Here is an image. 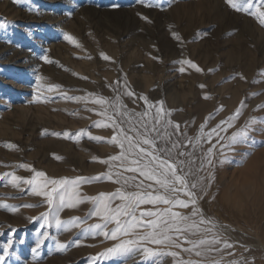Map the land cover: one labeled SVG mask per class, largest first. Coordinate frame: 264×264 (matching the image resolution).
<instances>
[{"label":"rangeland","instance_id":"obj_1","mask_svg":"<svg viewBox=\"0 0 264 264\" xmlns=\"http://www.w3.org/2000/svg\"><path fill=\"white\" fill-rule=\"evenodd\" d=\"M0 23L6 25L0 28V174L14 172L27 180L34 169L49 179H72L108 171L101 161L117 154L119 148L106 142L111 129L93 126V121L101 118L99 106L91 97L85 104L64 99L57 95L60 92L110 97L114 95L110 84L127 81L137 96H147L157 105L164 101L163 108L171 113L167 118L179 123L191 138L200 135L199 126L209 114L212 119L205 131L232 115L242 101L245 106L240 116L223 135L242 128L252 117L264 118V108H257L264 103V26L255 17L237 13L225 0H0ZM173 32L179 34L180 41ZM65 33L72 35L79 46L65 40ZM101 53L111 59L103 60ZM45 55L53 63L41 59ZM179 60H191L202 71L184 65L181 73V65L176 63ZM37 76L43 78L39 83L45 87L60 86L46 93L55 97L53 102L29 103L34 99ZM124 103L129 110L147 107L139 99L132 103L124 98ZM255 127V149L242 167H236V160L249 150L247 145L236 146L237 155L231 164L217 170V180L210 190L219 188L216 200L202 202V207L224 226L222 238L234 244L229 250L234 256L225 259L243 255L251 264H264V243L245 218L239 224L234 222L239 214L232 209L235 204L230 202L232 206L227 207L233 212L220 208H226L230 200L243 202L245 208L252 196L243 186L253 177L264 176V144L259 143L264 141V124L258 120ZM45 129L47 134L41 135ZM81 129L105 140L62 135L68 131L75 136ZM12 144L16 147L8 146ZM184 150L200 154V149L191 145L186 144ZM19 164L31 168L16 167ZM118 187L114 181L101 179L81 184L79 191L96 196ZM42 200L32 194L30 186L13 187L8 179H0V202L41 205L17 207L16 211L0 208V246L9 239L13 241L4 264H91L90 257L118 242L81 231L99 220L88 215L91 201L60 213L63 220L82 218L85 223L79 228L58 231L54 223L41 227L44 221L40 214L48 210ZM262 203L249 209L251 216L260 213ZM146 207L151 206H141ZM45 232L48 238L38 250L39 258L34 259L32 249ZM56 239L68 243L67 251L54 250ZM95 264H172V258L165 256L154 262L136 254L115 255L101 257Z\"/></svg>","mask_w":264,"mask_h":264},{"label":"snow or ice","instance_id":"obj_2","mask_svg":"<svg viewBox=\"0 0 264 264\" xmlns=\"http://www.w3.org/2000/svg\"><path fill=\"white\" fill-rule=\"evenodd\" d=\"M171 2L172 0H169V3ZM225 2L237 13L255 17L259 24L264 26V0H256L255 3L254 0ZM5 26L0 23V28ZM172 35L177 41L181 40L178 33L173 32ZM64 39L77 44L70 34L65 33ZM100 55L105 61L111 59L103 53ZM41 59L53 63L46 55ZM176 63L181 65L178 68L181 73L185 71L184 65L197 72L202 71L191 60H179ZM36 79L38 83L35 86L34 99L29 103L53 102L55 97L46 93H51L54 88L60 86L45 87L39 83L42 77L37 76ZM109 87H112L114 92L110 97L97 93H88L87 96H69L63 92L57 94L64 99L83 101L85 104L91 97L92 103L99 106L98 115L101 118L93 121V126L111 129L112 135L106 142L119 148L117 154L101 161L108 166L107 172L90 177L49 179L44 172L33 169L34 175L31 179L26 180L14 172L0 174V179H8V183L13 187L28 185L32 194L43 197L41 203L47 205L48 210L40 214L44 221L41 227L54 223L58 231L79 228L85 223L82 218L71 217L63 220L60 213L64 209L76 208L85 201H91L92 208L88 215L99 220L86 225L81 231L90 236H102L106 240L118 241L103 253L90 257L91 264H95L101 257L132 254L154 262L155 259L167 256L172 258V264H251L243 255L239 258L225 259L226 256H234V253L229 251L233 249L234 244L222 238L224 226L218 225L214 216L207 215L202 202L209 204L216 200L219 188L217 187L215 192L210 190L217 180V170L231 164L237 155L236 146H248L249 150L243 152L236 160L235 166L242 167L245 164L247 157L257 145V140L252 135L257 130L255 125L258 120L264 124V118L252 117L242 128L232 131L230 135H223L222 133H228L240 116L241 109L245 106L242 101L241 106L232 115L221 119L214 127H209L205 131L208 121L212 119V115L209 114L205 118V123L199 126L200 135L191 138L179 123L167 118L171 113L163 108L164 101L157 105L150 103L147 96H137L129 88L127 81L122 83L118 81ZM251 95L255 96L258 93ZM134 97L143 100L147 107L142 106V111L129 110L124 98L135 103ZM257 108H264V103L257 105ZM44 134H47L46 129L41 133ZM51 134L61 135L59 132ZM62 135L72 139L87 135L90 140L97 142L105 140L104 137L92 135L85 129L79 130L75 136L68 131H64ZM259 143L264 144V141ZM186 144L191 145L193 149L199 148L200 154L185 151ZM8 146L16 147L14 144ZM56 159L61 157L57 156ZM16 167L31 168V165L19 164ZM101 179L114 181L119 187L113 192H100L96 196L81 195L79 191L81 184ZM142 205L151 207L141 208ZM39 206L41 205L18 206L0 202V208L11 211H16L17 207ZM30 219L35 220L37 217ZM48 235L47 232L43 233L36 242L32 249L34 259L39 258L38 250ZM73 243L79 246L78 242ZM12 244L13 241L9 239L0 246V264H4L6 257L11 254ZM68 247V243L55 240L56 252L63 253ZM193 256L197 259H193ZM216 256H219V259Z\"/></svg>","mask_w":264,"mask_h":264},{"label":"bare ground","instance_id":"obj_3","mask_svg":"<svg viewBox=\"0 0 264 264\" xmlns=\"http://www.w3.org/2000/svg\"><path fill=\"white\" fill-rule=\"evenodd\" d=\"M255 175H257V174H255ZM253 178L254 179L253 180L251 179L252 180L251 182H249L248 184H245L243 186L244 187L243 189L247 190L246 191V192H248L247 194H250L252 196V199H251L252 201L250 200V204L245 205V208H243L244 207L243 202L238 204L237 200H236V202H234V200H230L229 202H227L228 206H225L226 208L221 207V206H220V208H222L221 211H224V212L226 211V213H227V211L230 210L227 207H231L232 204L230 202H233L235 204V206L232 207L233 211L235 210L236 213H239L237 216L240 215L238 217V219H237V216L234 218V222L239 224V223L243 222V218H245V220L248 222L247 224L250 225L249 227H251V229L254 231L256 236L257 237L259 236V238L264 243V207H262L263 209H261L260 213L254 214L252 216L250 215L251 213L249 211V209L252 208V206H255L259 203L263 204L262 202H264V176L262 178L260 176L259 177H253ZM227 199H230V198L227 197ZM240 201H244V199L243 200L240 199ZM245 201H247L246 198H245ZM245 204H247V203H245ZM259 206H261V205L259 204L258 207ZM233 211H231V212H233ZM241 218H242V221L240 220ZM231 220H232V218H231Z\"/></svg>","mask_w":264,"mask_h":264}]
</instances>
